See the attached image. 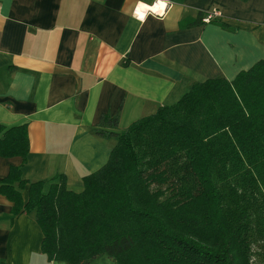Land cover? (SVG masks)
Segmentation results:
<instances>
[{
    "label": "crops",
    "instance_id": "obj_1",
    "mask_svg": "<svg viewBox=\"0 0 264 264\" xmlns=\"http://www.w3.org/2000/svg\"><path fill=\"white\" fill-rule=\"evenodd\" d=\"M213 9L226 28L182 27ZM262 60L264 0H0V128L26 126L29 139L25 164L0 157V180L17 167L31 183L63 174L80 192L116 145L93 132L103 115L123 130ZM11 211L0 195V264H64L42 253L34 214Z\"/></svg>",
    "mask_w": 264,
    "mask_h": 264
},
{
    "label": "trees",
    "instance_id": "obj_2",
    "mask_svg": "<svg viewBox=\"0 0 264 264\" xmlns=\"http://www.w3.org/2000/svg\"><path fill=\"white\" fill-rule=\"evenodd\" d=\"M2 132L0 157L25 164L27 127ZM93 132L116 145L82 191L63 174L28 182L17 167L0 180L12 220L34 214L49 262L254 264L264 240V60L232 81L194 83L123 130L118 116L103 115Z\"/></svg>",
    "mask_w": 264,
    "mask_h": 264
},
{
    "label": "rangeland",
    "instance_id": "obj_3",
    "mask_svg": "<svg viewBox=\"0 0 264 264\" xmlns=\"http://www.w3.org/2000/svg\"><path fill=\"white\" fill-rule=\"evenodd\" d=\"M252 249L254 253L252 258L253 263L264 264V240L261 243L255 244Z\"/></svg>",
    "mask_w": 264,
    "mask_h": 264
},
{
    "label": "built area",
    "instance_id": "obj_4",
    "mask_svg": "<svg viewBox=\"0 0 264 264\" xmlns=\"http://www.w3.org/2000/svg\"><path fill=\"white\" fill-rule=\"evenodd\" d=\"M221 12L218 9H213L212 11H208L205 17L203 18L204 24L212 23L215 20L221 18Z\"/></svg>",
    "mask_w": 264,
    "mask_h": 264
}]
</instances>
